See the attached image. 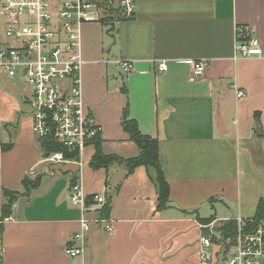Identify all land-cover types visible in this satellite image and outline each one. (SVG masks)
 Returning a JSON list of instances; mask_svg holds the SVG:
<instances>
[{
  "label": "crops",
  "instance_id": "0c3cea01",
  "mask_svg": "<svg viewBox=\"0 0 264 264\" xmlns=\"http://www.w3.org/2000/svg\"><path fill=\"white\" fill-rule=\"evenodd\" d=\"M239 27L259 40L262 54L236 57ZM81 52L83 96L104 152L138 154L122 126L128 105L140 130L159 140L168 200L161 205L156 171L145 165L112 190V175L126 168L94 169L95 142L76 175L53 169L27 98L0 76V264H203L202 235L253 218L264 199V0H136L131 19L85 24ZM202 58L207 72L192 81L193 61ZM117 60L133 61L134 70L125 73ZM38 174L41 185L23 194L22 179ZM76 177L87 194H114L85 252L69 256L65 246L81 229V209L70 201ZM5 189L21 194L3 217ZM102 206L91 205L90 217Z\"/></svg>",
  "mask_w": 264,
  "mask_h": 264
},
{
  "label": "built area",
  "instance_id": "2783aa9c",
  "mask_svg": "<svg viewBox=\"0 0 264 264\" xmlns=\"http://www.w3.org/2000/svg\"><path fill=\"white\" fill-rule=\"evenodd\" d=\"M0 0V76L16 86L17 78L31 91L27 105L33 116V131L41 141L51 140L65 151L45 150V161L82 166L86 147L101 134V125L87 106L82 90V69L86 63L81 52L82 30L87 23H106L131 19L136 13V0ZM262 54L260 42L250 37L244 27L237 28L236 57ZM110 62V60H108ZM125 73L134 70L130 60H117ZM207 59L193 61L190 79L207 72ZM160 71L168 69L166 60L158 63ZM238 97L244 96L241 90ZM34 172V170H32ZM70 201L80 207L81 229L65 246V253L78 256L98 215L90 217V207L104 204L105 194H87L80 177L70 188ZM11 217H8L9 219ZM106 221V229H113ZM206 227V226H205ZM203 264H212V248L220 247L227 264H264V220L238 219L234 237L217 236L212 228L201 237Z\"/></svg>",
  "mask_w": 264,
  "mask_h": 264
},
{
  "label": "trees",
  "instance_id": "16d2710c",
  "mask_svg": "<svg viewBox=\"0 0 264 264\" xmlns=\"http://www.w3.org/2000/svg\"><path fill=\"white\" fill-rule=\"evenodd\" d=\"M111 24V23H110ZM122 126L124 130L129 134L130 139L138 146L139 152L136 156L124 158L121 155L118 154H107L103 150V139L101 135L95 137V147L96 152L94 156L91 159L90 165L94 169L98 168H109L112 165H122L126 168L127 172L131 173L134 171V169L139 165H145L147 167H152L156 171V182L158 185V192L160 196V203L161 205H164L169 197L170 192V186L167 182L161 161L159 156V140L156 137H153L151 135L144 134L138 125V122L136 119L131 118L129 116L128 111V105L126 106L122 118ZM43 148L45 150H64L67 157L77 158L78 155L73 154L71 155L67 149L59 146L56 143H53L51 140H44L42 141ZM12 146V143L4 144L3 148L8 149ZM77 172L75 173V175ZM42 177L39 176L33 182L29 179L28 176H25L22 179L23 186L27 189V194H30V191H32L35 188H38L41 185ZM117 190V188L115 189ZM14 190L5 189L4 195L6 198V202L3 206V217L8 216L11 212V208L17 199V196L14 194ZM114 192H108L106 198V202L103 204V206L98 210V216L101 219H105L109 217L110 210H111V202L110 197H112ZM253 219L256 222H259L261 220H264V199H261L257 206V211ZM211 219H203V222H208ZM238 229V222L236 220H231L226 222L220 230L222 231V235L224 237H234L237 233ZM2 231V225H0V233Z\"/></svg>",
  "mask_w": 264,
  "mask_h": 264
},
{
  "label": "water",
  "instance_id": "95a60500",
  "mask_svg": "<svg viewBox=\"0 0 264 264\" xmlns=\"http://www.w3.org/2000/svg\"><path fill=\"white\" fill-rule=\"evenodd\" d=\"M119 7H120V0H116L115 1V9H119ZM4 79H5L6 85L11 89L12 93L21 94L26 98H30L31 91L29 88H23V87L16 86L13 83H11V81L7 80L5 77H4ZM52 168L55 170H61L63 172L76 173V171L78 169V164L75 162H71V163H68L66 165L55 164ZM126 175H127V170H125V169L117 170L112 175L111 180H110L111 189L112 190L115 189L119 185V182L121 181V179L123 177H125ZM211 250H212V264H217L219 261L218 254L220 253V247L216 245Z\"/></svg>",
  "mask_w": 264,
  "mask_h": 264
},
{
  "label": "rangeland",
  "instance_id": "374dc122",
  "mask_svg": "<svg viewBox=\"0 0 264 264\" xmlns=\"http://www.w3.org/2000/svg\"><path fill=\"white\" fill-rule=\"evenodd\" d=\"M14 81H15L18 85H20V86H25V85H26V83H25L24 81L19 80V79H17V78H15ZM0 82H3V80H2L1 78H0ZM24 107H25L26 109H28V106H27L26 104L24 105ZM39 176L42 177L41 174H38V175H36V176L31 175V176H28V177H29L30 180H32L33 182H35V180H36L37 177H39ZM22 187H23V188H22L23 194H27V189H26L24 186H22ZM14 191H15L14 194H15V196H17V197L21 194L20 191H17V190H14ZM30 192H31V191H30ZM217 264H227L226 261L224 260V256H223L222 253L219 255V261H218Z\"/></svg>",
  "mask_w": 264,
  "mask_h": 264
}]
</instances>
